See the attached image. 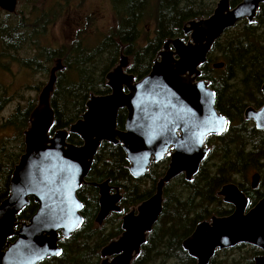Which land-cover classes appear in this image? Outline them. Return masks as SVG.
<instances>
[{
	"label": "water",
	"instance_id": "obj_1",
	"mask_svg": "<svg viewBox=\"0 0 264 264\" xmlns=\"http://www.w3.org/2000/svg\"><path fill=\"white\" fill-rule=\"evenodd\" d=\"M263 3L241 0L232 6L231 0H219L208 17L185 24L188 39L164 42L151 71L141 79L127 70L131 59L122 50L118 63L106 74L110 92L92 93L77 121L53 130L51 97L58 72L65 68L62 59L56 58L24 130L25 149L12 173L10 193L0 203V264H38L61 255L60 241L71 237L84 222L78 197L83 185L98 190V225L111 213L122 211L119 186L110 179L87 180L104 141L121 144L129 172L136 179L152 163L170 157L155 193L122 216L121 234L100 250L99 264H132L163 212L165 186L180 175L192 181L210 151L207 137L222 134L228 126L201 67L227 30L244 20L255 23ZM17 5L18 0H0V8L9 13L16 12ZM224 66L221 61L213 63L214 68ZM260 89L264 96V82ZM122 109L127 111L123 129L118 127ZM243 115L264 131V103L248 105ZM71 134L78 135L82 144L71 143ZM259 182L260 174L255 173L252 187ZM217 194L233 211L199 222L182 241L183 249L196 264H209L217 250L248 244L263 251L253 258L254 264H264V196L250 206L249 198L234 182L224 184ZM31 199L37 210L28 220H20L19 214Z\"/></svg>",
	"mask_w": 264,
	"mask_h": 264
},
{
	"label": "trees",
	"instance_id": "obj_2",
	"mask_svg": "<svg viewBox=\"0 0 264 264\" xmlns=\"http://www.w3.org/2000/svg\"><path fill=\"white\" fill-rule=\"evenodd\" d=\"M218 1L111 0L115 25L108 33L94 45L79 35L59 48L39 43L50 23V10L56 9L60 1L48 9H38L34 2L28 18L26 13H9L0 8V65L6 55L17 58L15 53L25 45L34 54L18 61L45 75L49 73L51 63L60 57L65 68L58 72L51 97L55 112L53 130L68 128L86 111V103L92 93L110 92L106 74L118 63L122 50L131 59L127 70L137 79L143 78L151 71L164 42L176 37L188 39L184 33L185 24L208 17ZM240 1L231 0V5L236 6ZM220 61L225 66L214 68L213 63ZM201 70L203 78L210 81L216 108L226 116L228 126L222 134L207 137L210 151L192 181H186L184 175H180L165 186L163 212L132 264H196L195 259L183 249L182 241L199 222L209 220L215 214L227 215L233 211V207L218 196V190L226 183H237L249 198L250 206L264 196V131L257 129L253 122L246 121L243 115L248 105L260 107L264 103L260 89L264 82V3L255 23L244 20L226 31L214 44ZM6 94L0 80V114L9 102ZM36 105V101L31 100L25 108L18 106L3 123L0 120L1 128L12 130L0 140V203L10 193L12 173L25 149L24 130ZM126 116L125 109L119 111L118 127L121 129ZM68 140L82 144L76 134H71ZM169 161V155H165L159 162L152 163L143 177L136 179L129 172L121 144L104 141L87 180L102 182L110 179L113 185L119 186L123 195L122 211L111 213L103 225H98L95 221L99 211L98 190L91 185H83L78 191L83 204V224L71 237L60 241L61 255L38 264H99L102 247L122 232V216L155 193L156 184L164 175ZM252 170L263 174L255 188L247 178ZM37 207L31 199L19 214V219L28 220ZM244 246L246 244H239L234 248L242 249ZM227 251H218L210 264H237L236 258H228L225 262L218 260ZM257 253H260L259 249L250 246L243 258L244 263L240 264H253Z\"/></svg>",
	"mask_w": 264,
	"mask_h": 264
},
{
	"label": "rangeland",
	"instance_id": "obj_3",
	"mask_svg": "<svg viewBox=\"0 0 264 264\" xmlns=\"http://www.w3.org/2000/svg\"><path fill=\"white\" fill-rule=\"evenodd\" d=\"M58 1L61 4L56 9L50 10V17H52L43 35L40 37L41 41L39 45L43 44L59 48L61 45L68 44L79 35L88 41L90 45H94L115 25L111 0H68L66 2L65 0H18L15 13L28 14L34 2L38 4V9L42 7L48 9L53 5H57ZM29 16L30 14L26 15V18ZM33 18H36V16ZM16 20H18V17ZM33 54V50L28 45H25L23 49L15 53L17 58L14 59L6 55L2 60L3 64L1 65L3 67H0V80L7 93L6 95L9 97V102L1 111V123L10 117L18 106L25 108L31 100H35L37 103L42 88L48 82L50 71L45 75L39 71L25 67L18 61ZM53 65L54 61L51 63V67ZM11 132L12 130H5L0 127V140L6 134H11ZM255 173L259 172L252 170L248 174L247 178L250 182ZM262 178L263 174L261 173L260 180ZM239 180L242 181L241 178ZM250 246L246 244L242 249L230 248L218 260L225 262L228 258H236L237 264L244 263L243 258L249 252ZM232 264L236 263L233 262Z\"/></svg>",
	"mask_w": 264,
	"mask_h": 264
},
{
	"label": "flooded vegetation",
	"instance_id": "obj_4",
	"mask_svg": "<svg viewBox=\"0 0 264 264\" xmlns=\"http://www.w3.org/2000/svg\"><path fill=\"white\" fill-rule=\"evenodd\" d=\"M229 205H230V204H229ZM231 206H232V205H231ZM232 207H233V206H232ZM235 247H236V246H235ZM255 247H256V246H255ZM233 248H234V247H233ZM256 248L259 249L258 247H256ZM229 249H230V248H229ZM229 249H228V250H229ZM218 251H222V250H217L216 253H217ZM259 251H260V253H257L256 255H260V254L263 253L262 250L259 249ZM216 253H215V255H216ZM215 255H214V256H215ZM256 255H254V257H255ZM254 257H253V258H254ZM211 260H212V259H211ZM210 262H211V261H210ZM195 263H196V260H195ZM209 264H210V263H209ZM253 264H254V260H253Z\"/></svg>",
	"mask_w": 264,
	"mask_h": 264
},
{
	"label": "snow or ice",
	"instance_id": "obj_5",
	"mask_svg": "<svg viewBox=\"0 0 264 264\" xmlns=\"http://www.w3.org/2000/svg\"><path fill=\"white\" fill-rule=\"evenodd\" d=\"M58 254V253H57Z\"/></svg>",
	"mask_w": 264,
	"mask_h": 264
}]
</instances>
